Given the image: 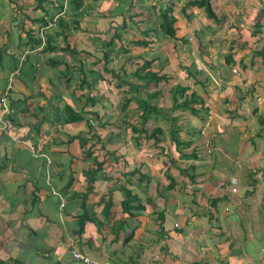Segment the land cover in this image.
Segmentation results:
<instances>
[{
  "label": "crops",
  "instance_id": "0c3cea01",
  "mask_svg": "<svg viewBox=\"0 0 264 264\" xmlns=\"http://www.w3.org/2000/svg\"><path fill=\"white\" fill-rule=\"evenodd\" d=\"M50 1L52 5L43 6L48 15L45 17L46 20L53 16L51 12H55L56 3ZM87 1L93 3L97 0ZM229 1L232 3L234 0ZM121 2L125 1H107L109 7L113 8L109 11L110 15L115 14L118 8L123 9V4L127 5V3L120 4ZM222 2L228 4L225 0ZM92 3L87 2L77 10L68 7L66 10L63 3V14L70 20H78L81 16L94 15L101 10H107L104 6L105 2L98 5ZM22 5L27 7L30 3L26 0L22 2L0 0V117L6 123L5 131H0V261L5 264H78L70 259L69 249L77 247L80 243L78 247L81 246L86 255L109 264H264V172L258 167L255 172H251L252 175L247 174L248 164L254 160L247 150L250 147L253 152L256 150L257 154L260 153V159L262 155L264 156V138L253 130L251 124H246L247 130L242 129L244 121L240 114H238L240 116L236 115L237 121H227L223 119L222 113L217 117L212 112L218 118L215 123L205 121L201 124L204 127L210 126V133L215 138L218 153L215 156L213 152L211 158L214 161L209 164H204L202 159L210 157V153L206 154L205 150L203 155L196 153V159L201 163L199 161L193 163L195 184H189L187 178L179 176L181 179L176 183L175 188L171 191L165 190L166 195H164L158 192L160 187L165 188L166 180L162 178L161 181V174L156 173V180L148 178L147 187L146 184L143 185L141 197L138 196L145 210L131 220L124 216L123 218L119 213L115 215L114 220L125 219L123 226L125 232L120 234V240L135 227L131 241L125 246L119 243L111 244L109 241L112 236L109 233H105L104 239L100 240L102 237L93 227H90L80 240L72 234L73 215L79 208V202L71 200V195L82 193L85 183L78 169L83 175V172L90 168L87 167L88 161L84 155L75 150L79 148L76 140L73 144L67 143L69 137L79 135V128L74 134L69 130L79 126L80 123L60 124L59 117L57 122H52L53 114L58 116L63 106L69 104L63 101L61 94L65 91L60 82H63L67 70L70 69L66 70L67 62H64L59 53L40 54L38 51L36 53L32 51L23 54L29 48L21 45L26 40V36L18 29L31 25L21 20L23 12L28 13L27 9L23 12L20 9L18 13L16 7ZM82 11L86 14L81 15ZM118 13L117 11L116 15ZM121 13L119 15H123ZM41 15L40 12L37 16ZM218 17L225 19L223 14ZM113 20L111 18L109 27L112 26ZM219 23L216 24L221 25ZM49 28H53L49 31L51 34L58 31L54 23ZM223 30L221 26L220 29L218 28V32ZM218 38L211 40L218 45L220 42L228 52L232 40L225 41L226 37H222V33ZM55 43L59 44V39ZM233 43V46L240 49L238 54L233 56L236 61V56L246 49L244 48L246 45L240 48V44L235 41ZM86 48L88 47L84 50H87ZM206 54H209V51ZM50 60L58 61L59 64L51 67ZM205 60L210 62L208 73L204 71L205 68L198 67V69L205 75L209 74L207 79L216 78L219 73H224L222 66L218 67L217 59L213 60L212 56H207ZM20 64H25L27 69L25 74L20 73ZM222 65L225 67L223 63ZM14 66L16 70L12 68ZM82 68L84 70V67ZM12 71H16V74L12 78L11 88L5 93L8 76ZM84 71L87 74L91 70ZM227 72L230 74L229 77L226 76L228 79L235 77V71L228 69ZM235 86L233 84L226 90L219 87L217 93L213 91L215 93L213 95L219 98L214 105L209 102L212 108L214 106L217 110V107L228 98L230 99L228 105L233 106L231 110H238L235 102H238L240 108L243 107L240 105L242 97L237 96L235 101L233 93ZM225 91L230 95L225 94L221 98ZM3 98L11 108V114H2ZM24 107L26 109L21 111ZM207 108L212 111L208 103ZM226 109L228 107H224V110ZM233 121L236 122L235 127H231ZM65 126L68 127L67 131L58 128ZM232 129L237 130L238 140L248 142L247 146L239 144L237 149H234L236 150L234 153L228 150L230 146L228 132ZM65 135H68L66 139ZM254 138L256 141L253 140ZM137 156L134 158L141 157L140 150ZM145 161V164H148L152 159ZM80 164L86 166L81 167ZM262 165L264 166V163ZM117 166V160L114 164L105 161L103 165L105 169L102 172L108 176V170H112L109 176L118 178V182L114 184L112 180L107 181L105 189L102 190L103 187L100 188L95 181L93 193L86 203L87 208L98 218L100 206L97 202L101 195L106 194L113 185L120 186V179L126 183L121 175L128 170H122L124 165L122 168H116ZM143 169L142 173L146 174V167L144 166ZM148 170L153 171V168ZM245 173L251 177V180L247 181L248 184L244 182ZM222 176L233 180L236 189L234 193H229L227 188H215ZM69 177H71L70 185L64 188ZM126 186L129 188L127 184ZM54 191L59 194L57 197L53 195ZM133 193L136 194L134 191ZM146 193H150V196L145 195ZM34 195L35 199H33ZM167 195L175 198L171 199ZM112 196L115 202L119 201L120 194L117 191H114ZM143 196L145 199L149 198L148 203H145ZM215 199L216 202L211 206V200ZM158 212L164 219L161 223L163 234L158 231ZM256 216H259L257 220H255ZM87 240L90 241V246L82 244Z\"/></svg>",
  "mask_w": 264,
  "mask_h": 264
},
{
  "label": "rangeland",
  "instance_id": "374dc122",
  "mask_svg": "<svg viewBox=\"0 0 264 264\" xmlns=\"http://www.w3.org/2000/svg\"><path fill=\"white\" fill-rule=\"evenodd\" d=\"M17 1L22 2L24 0ZM26 1H28L30 5H34V0ZM107 1L109 0H97L92 3L91 1L82 0V6L87 2L92 3V5H98L105 2L104 6L107 7V10H101L94 15L81 16L78 20H70L68 17L66 18V15L64 14L59 16L63 18V22L67 26L64 30L66 33L65 42H67L69 47H72L74 50H79L78 52L85 51L82 52V54L77 52L75 56L59 53L60 56L63 57L64 62H67V68L70 69L66 72L68 77L65 75L63 82H60L65 91L61 94L64 98L63 101L69 103L75 111L84 114L83 119H88V123L92 126V129L89 131L81 122H79V126L70 128L69 132L73 134L77 133V129L79 128V137L86 139V144L84 146L75 149L77 153H82V156L84 155L85 158L86 149L89 151L91 150L90 155L95 156L98 161H109L114 164L117 160L118 166L116 168H122L123 165L128 163L122 170L126 169L131 171L132 169L137 168L138 164H140L142 165L140 167V172L142 173L145 166L147 170L145 172L146 174H142L146 178H141L139 180V175L137 173L130 177L129 188L136 192L137 196L141 197V189L143 188V185L148 183L144 182L145 179L151 178L156 180L157 176L155 178V174L160 173L161 181L162 178H165L166 180L167 175H169L174 179L175 183H178L181 176L178 175V171L173 166L176 165L181 168H186L188 165H193V163L196 164L198 161L201 163L199 159L188 160L178 156V153L175 152L174 145L170 140V135L173 131L178 142L182 145L179 147V153L184 155L192 154V152H195V154L198 152L203 155L204 148L202 141L209 138L208 141L211 152L210 157L204 155V157H208L202 159L204 164L212 163L214 159L211 158V155H213L214 152V155L216 156L218 152L215 138H213V134L210 133V126L205 127L204 136H200L199 131L201 122H199V119L201 121L204 119L202 123L207 121L212 122L213 124L221 113L224 117L223 119H226L227 121H237V116L241 115V118L244 121L242 129L247 130L246 124H251L254 128L253 130L257 131L256 133L264 138L263 66L260 57L253 56V52L257 51V48L262 49L264 52V15L260 13L262 11L264 13V0H234L232 3H230L229 0H225L228 4H223L222 0H209L212 7H214L213 12L215 17L219 19L221 25H217L216 23L218 22L207 18L202 10L187 8L183 14L180 13V5L188 0H124L125 2H121L120 4L127 3V5L123 4V9H116L119 12L117 15L116 10L115 14L110 15L109 11H112L113 8L109 7ZM166 4H170L173 8L172 16L175 18L174 27L176 28L174 38H168L161 35L159 32L155 35L151 33L148 38L152 39L154 43L148 49L140 50V48L138 49L128 45L126 46V49L128 48L127 52H122L119 48L118 41L122 40L125 43H129L133 39H142L143 29H155L157 23L156 13L159 11V7H162L163 9ZM112 5L115 6V4ZM108 8H110V10H108ZM54 11L57 12L56 10ZM38 12L39 11H35L33 14H29L35 16L40 13ZM55 12H51V14L53 13L51 22H53V20L59 15ZM120 13L123 15H119ZM82 14L85 15L86 13L82 11L81 15ZM220 14L224 15V20H222L221 17H218ZM111 18L114 20L112 26L109 27L108 25L111 23ZM96 21H98L97 24ZM132 21H138L141 23L137 22L139 25H136V27L135 23H132ZM257 21L260 23L261 27L260 32L255 35L254 38L256 41H254V38L250 33L255 29L253 24ZM122 25L125 29H122ZM75 26L78 27L76 30ZM220 26L224 30L218 32ZM221 33L222 37H226L225 41L233 40L241 45L244 42V45H246V47H244L246 49L243 48L244 50L240 52V55L236 56L237 58L235 62L237 63L228 67L229 70L235 71L236 73L233 79H228L226 77H229L230 74L227 72V67L225 66V68L222 65L223 57L227 53L226 47L223 45L221 46L220 42L218 45L217 43L215 44V41L212 42L211 40V38L219 39L218 37H220ZM116 34L119 35V39L115 38L114 35ZM108 40H112V44L108 48L106 46L103 48L102 43L107 42ZM59 41L61 43V40ZM85 47H88L86 48L87 50H84ZM206 50L209 51L210 55L206 54ZM238 50L240 49L236 48L235 55L238 54ZM104 51H108L109 60L106 65L103 61H100L102 52ZM207 56H212L213 60H218V67L222 66L221 68L224 69L223 74L219 73L216 78L213 77V79H207L209 74L205 75L200 73L201 70L199 71L198 67L205 68L204 71H207L208 73V65L210 62L205 60V57ZM151 58L155 59V62H153L151 66L153 70L158 71L161 75H165L166 79L165 81L158 82L156 85L150 84L146 87V90L148 91L159 90L160 93L158 96L150 99L149 103L153 107L159 109L160 114H151L144 127L148 130L157 126L160 127L163 131V137L158 146L153 148H150L151 146L149 147L144 143L142 138L139 137L141 145L139 144L140 147L138 146L139 148L137 149L135 146L137 143L134 140V136L123 123V121L129 122L133 126L139 128V112L136 109V103L130 101L123 110H121V107L125 102V99L128 97L142 100L146 99L145 90L143 88H139L137 91L133 89L129 90L127 83L120 81L119 83L118 79L115 80L109 73L102 72L101 68L105 65V70L107 67L108 69H111L117 77L119 76L121 79L128 81V83L137 85L138 83L142 84V82L130 78L127 74L133 71L135 66L139 65L143 60H149ZM95 59L97 60L96 65L93 63L91 66V62ZM239 60H241V63H238ZM214 66H216V63H214ZM242 66H244V69ZM77 67H84V70L90 69L91 71L96 69L100 76H102V79H97L93 82L91 79L94 76H87L90 86H84L81 90L77 89L79 74H77V71L73 70ZM19 70L21 74H25L27 70L25 64H20ZM122 70L127 74L123 75L121 72ZM186 72L191 73L195 78H186ZM118 83L121 84L120 88H116ZM233 84L236 85V89L233 92L235 94V101H237V96L242 97L240 105L243 107L240 108L238 102H235L237 106L236 108L239 111L231 110V107L233 106L228 105L230 104L228 103L230 100L228 98V100L226 99L225 102L221 103V106L217 107V110L214 106L212 108L211 104L214 105L217 98H219L217 95H213L215 94L213 91L217 93V90L220 88L226 90L227 88H231ZM177 85H187L191 91L195 92L196 96L202 101V106H200V103H194L193 105L195 107L207 108L208 103V107H210L212 111L207 110L208 112L205 113V108H202L196 116H193L186 110H170L172 106V97L168 94V90L171 87H177ZM79 92L80 94L83 93V95H81L77 101L76 98L73 97H75L74 95H80ZM207 93L210 94L207 95ZM225 94L230 95V93L225 91L224 94L222 93L221 98H223ZM89 96H93L94 98L93 106L88 105V102V104L84 102L85 98ZM179 101L180 99H178V102ZM209 102H211V104ZM224 107H228V109L224 110ZM213 109L215 110L213 111ZM212 112H214L217 117H215ZM260 120L263 121L262 124L260 123ZM233 122L234 123L232 124L229 122L231 127L236 126V122ZM62 126L64 125H61V127ZM61 127L58 128L65 131L68 130V127L66 126L64 128ZM228 133L230 136V139L228 140V144H230L228 150H230V153H234L236 151L234 149H237L239 144L247 146L248 142L238 140L236 129H232V131H229ZM67 136L65 135L64 138L66 139ZM253 140L256 141V138ZM187 141H190L191 143L189 147L183 145ZM222 143L226 142L222 141ZM100 144L104 145L103 149L99 148ZM160 148L162 149L161 151L159 150ZM139 150L141 159L134 158L138 157L137 152ZM238 150H240V148ZM110 153H112V156H109ZM247 153L252 155L254 159L248 164L247 174L255 172L258 167H261L264 172V166L262 165L264 163V156L262 155L259 159L260 153L257 154L256 150L253 152L251 147L248 148ZM255 154H257L258 157H256ZM148 159H152V162L145 164V160ZM170 160L174 161L173 166L170 164ZM92 163L93 162L88 161L87 167L91 168ZM80 166L85 167L86 165L80 164ZM147 167L148 169L153 168V171H149ZM104 169L105 168L102 167L97 173V183L100 188L103 187L101 188L102 190L105 189L107 183V181L104 182L99 178ZM78 173L79 175L81 174V178L84 180L85 178L84 174L82 175V171L78 169ZM107 173L110 175L112 170H108ZM189 173L192 174L194 172L190 171ZM247 174H244V177H246L244 182L246 184H248L247 181L251 180V177ZM119 182L120 184L124 183L121 179ZM163 188L164 187H160V192L158 193L166 195ZM54 193L55 194L53 195L56 197L59 195L55 191ZM150 193H146L145 195L150 196ZM155 196L158 197L159 195ZM167 196L170 197L171 195ZM143 198L145 199L144 196ZM174 198L175 197H172L171 199ZM61 202H63V200ZM258 217L259 216H256L255 220H257Z\"/></svg>",
  "mask_w": 264,
  "mask_h": 264
},
{
  "label": "trees",
  "instance_id": "16d2710c",
  "mask_svg": "<svg viewBox=\"0 0 264 264\" xmlns=\"http://www.w3.org/2000/svg\"><path fill=\"white\" fill-rule=\"evenodd\" d=\"M53 1L57 3L54 10H56L57 14H59L53 20V22H51L52 16L48 18L47 20L45 19V17L48 15H47L46 10L43 9L44 5H47V4L52 5L50 0H34L33 6L29 5L27 7H24L22 5L20 7L19 6L16 7L18 10V13L20 9L22 10V12L24 9L25 10L27 9L28 13L26 14L23 12V16L21 17V20L28 22L31 25V27L29 26L27 28H24L22 26L21 29L20 28L18 29L19 31L21 30L22 32H24L26 36V40L22 44L21 43L20 44L22 46L26 45L29 48L28 51L30 50L31 52L33 51L32 53H36L37 51H34V50L40 46L41 40L43 38V46L38 51L40 54L64 53V54L75 56L78 51L74 50L72 47H69L68 43L65 42L66 33L64 32V30L67 26L63 22V18L59 16L63 15V2L65 3L66 10H67V7L70 9L77 10V9L82 8V0H53ZM187 8H190V9L194 8L196 10H202V12L207 18L212 19L215 22H219V19L215 17L213 8L209 0H188L180 5V13L183 14ZM172 10L173 8L171 7L170 4H166L163 7V9L162 7H159V11L156 13V20H157L156 28L155 29L153 28L144 29L142 32V35H143L142 39H133L129 43L128 42L125 43L124 41L119 40L118 43H119V48L121 49V51L124 53L127 52L128 48L126 49V46L128 45H130L131 47L138 48V49L139 48L148 49L150 45L154 43L152 39L148 38L151 33L155 35V34H158L159 32L163 36H166L168 38H174L176 28L174 27L175 18L172 16ZM35 11L41 12L42 15L39 17L37 15L31 16L29 14V13L33 14ZM262 15H264L263 12H262ZM137 22L138 21H132V23H135V26L136 25L138 26V23H141V22H138V23ZM53 23H54V26L58 29V31L55 32L54 34H51L49 32L51 28L49 27ZM253 27L255 29L250 33V35L254 38L255 35L260 32L261 25L257 21V22H254ZM77 28L78 27L75 26V30ZM124 28L125 27L123 26L122 29ZM114 36L116 39H119L118 34ZM57 39L61 40V43L59 44L55 43ZM254 40L256 39L254 38ZM233 42L234 41L232 40V42L230 43V47H228V52L223 57V64L226 67H230L232 65H235V63H237L235 62L233 58V56L236 53V47L233 46L234 44ZM20 44L18 46H20ZM111 44H112V40H108L107 42L102 43V47L104 48L106 46L108 48ZM243 46L244 44L242 45L240 44V48ZM82 52H85V51H82ZM82 52H78V53L82 54ZM253 56L260 57L261 64L263 66L262 73L264 75V55H263L262 49L260 50L258 49L257 51H254ZM108 60H109L108 51L102 52L100 61H103V63H105L106 65L108 63ZM153 62H155L154 58H151L149 60H143L139 65H136L134 70L131 71L129 74L125 73L124 70L121 71L123 75L127 74V76H129L130 78H134L136 81L142 82V84L138 83L137 85H134L133 83H128V81L121 79L119 76L117 77L116 75H114L112 70L108 69L107 67L105 70V67H104L105 65H103L101 68L102 72L109 73L110 76H112L115 80L118 79V82L120 81V82L127 83V85L129 86V90L133 89L137 91L139 88H143L145 90L144 92H145V96L147 97L146 99L142 100V99H135L133 97H130V98L128 97L125 99V102L122 104V107H121V110H123L130 101L136 103V109L139 112L138 114V120L140 122L139 128L136 126H133L129 122L123 121V123L125 126H127L129 132H131L132 135L134 136V140L137 143L135 144L137 148H139L141 145L140 138H142L144 143H146L149 147L151 146L150 148H153V147L158 146L159 142H161L162 137H163V131L160 129V127L157 126L150 130L144 127L146 122L149 120V117L151 114H158V115L160 114L159 109H157L156 107H153L149 103L150 99L156 98L158 96V94L160 93L159 90L148 91L146 90V87H148L150 84L156 85L158 82L165 81L166 79L165 75H161L159 74L158 71L153 70V68L151 67ZM93 63L96 65L97 60L95 59ZM238 63H241V60H239ZM57 64H59L58 61H52V60L49 61V65L51 67L52 65L55 66ZM12 68L16 70V66ZM65 68L66 70L68 69L67 65L65 66ZM242 68L244 69V66H242ZM73 70L77 71V74H79V77H78L79 81L77 83L76 88L80 90L84 86L86 87L90 86L87 76L90 77L93 75L94 77L91 79L93 82H95L97 79L98 80L102 79V76H100L97 70H93L94 72L89 71L87 73L89 75H87L84 72L83 68L81 67L74 68ZM185 77L192 78V79L195 78L194 76H192L191 73H187V72L185 74ZM119 83L116 85V88H120L121 84ZM168 94L172 97V106L170 108V110L172 111L177 110V109L186 110L191 115L196 116L197 113L202 108H205L204 112L207 113L208 109L206 107L197 108L193 105L194 103H200V106H202V101L196 96L194 91L190 90V88L187 85H183V86L177 85V87H171L168 90ZM81 95H83V93L77 96L74 95L75 96L74 98H76V100L78 101ZM178 99H180L179 102H178ZM84 102H86V104L89 103L88 105L93 106L94 105L93 96L86 97ZM9 109L11 108L9 107ZM25 109L26 108L24 107V109H22L21 111H24ZM83 116L84 114H82L81 112L75 111L69 104H65L62 108V112H60L58 116L53 114L52 122L54 123L57 122L58 117L60 118L59 119L60 124H72V123L81 122L90 131L92 129V126L88 123L89 122L88 119H85V120L83 119ZM202 121H204V119H202ZM202 121L199 119V122H201L200 125L202 124ZM262 122L263 121L260 120L261 124ZM202 126L203 125H201L200 128ZM263 130H264V127H263ZM173 133H171L170 135V140L173 143L175 152L178 153V156L184 159L186 158L188 160H195L196 159L195 152H192V154H189V155H184V154L179 153V150H180L179 147H181L182 145H180V142H178L176 135ZM74 140H77L76 142L78 143L77 144L78 147H82L86 144V139H82L81 137H79V135H74V136L69 137L67 143L73 144ZM183 145L189 147L191 143L190 141H187ZM99 148L103 149L104 145L100 144ZM159 150H162V149L160 148ZM90 154H91V150L89 151L88 149H86L85 158L87 161L93 162L92 163L93 166L92 168L83 172L84 178H85L84 191L80 194L71 195L72 196L71 200L73 201L77 200V202H79L78 203L79 208L76 211L75 215H73V222H72L73 230H71V232L73 235L77 237L78 240H80L81 236L85 234L90 227H93L98 232V235L102 237V239L100 240L104 239L105 233H109L112 236V238L109 241L111 244L119 243L120 245L125 246L129 241H131L135 227L130 229V232L126 234L125 236H123V238L120 240L119 239L120 234L121 233L124 234L125 232V227H123L125 224V219L119 218L118 220H114V217L116 214L119 213L120 215H122V217L124 216L128 220H131V219H134L138 214L142 213L145 210V206L144 204L141 203V200L139 199L137 194L133 193V190L129 189L126 186V184L128 186L130 185V177L136 173L139 175V180L141 178H146V177L140 172L141 165L139 164L137 168L132 169L131 171H128L127 173H122L121 176L125 179L126 183L121 184L120 186H112V188H110L106 192V194L101 195V197L99 198L97 202V204L100 206V210L98 213L99 218H100L99 219L97 216H95L94 213L90 211L89 208H87L86 203L89 200L88 198L93 193L94 183L95 181H97V173L101 170L105 162L103 160L98 161L95 156H91ZM109 156H112V153H110ZM170 164L173 166L174 161L170 160ZM125 166L126 164L124 165V167ZM173 167L178 171V175L184 178H187V181L189 182V184H195L196 175H194L193 173L192 174L189 173L190 171L194 172L195 170L194 165L190 164L186 168H181L176 165ZM99 178L102 181L112 180V183L114 184L115 182H118L117 181L118 178H113L109 175L107 176L105 172H102ZM166 178H167L166 179L167 184L164 190L171 191L175 188L176 183L171 176L167 175ZM145 180L148 182V179H145ZM70 181H71V177L68 178V181L64 185V188L69 187ZM146 187H147V184H146ZM143 190H145V188ZM114 191H117L120 194V199L117 202H115L112 196ZM33 199H35V195L33 196ZM144 201L145 203H148L149 198H146ZM215 202H216V199L211 200L210 205L212 206ZM157 217H158V231L161 234H163L161 223L163 222L164 219L161 216V213L159 212L157 213ZM89 243L90 241L87 240L85 241V243H82V244L90 246ZM79 245L81 244L79 243ZM79 245H77V247L74 246L75 249H77L78 252L82 253L83 255H86L85 251L81 249V246L78 247ZM69 250H71V247ZM86 256L90 257L89 255H86ZM69 257H70V254H69ZM73 262H76V261H73ZM76 263L81 264L79 262H76ZM0 264H5V263L0 261Z\"/></svg>",
  "mask_w": 264,
  "mask_h": 264
},
{
  "label": "built area",
  "instance_id": "2783aa9c",
  "mask_svg": "<svg viewBox=\"0 0 264 264\" xmlns=\"http://www.w3.org/2000/svg\"><path fill=\"white\" fill-rule=\"evenodd\" d=\"M42 38V37H41ZM43 46V38L41 40V43H40V46L37 47L34 51H39L41 49V47ZM31 51H24L23 54H27V53H30ZM16 74V71H12L9 76H8V81H7V84H6V87H5V93H7V91L11 88V81H12V78L13 76ZM1 107H2V114H11L12 113V110L9 109V107L7 106L6 104V101H5V98H3L1 100ZM2 117H0V131H5V128H6V123L4 122V120L1 119ZM204 129L205 127L203 126L200 131H199V134L200 136H203L204 134ZM202 145H203V148L205 150V153L206 154H209L211 149L209 147V142L208 140H204L202 141ZM233 180L232 179H229L228 177L226 176H222L220 178V182L217 183L215 185V188L216 189H222V188H227L228 192L229 193H234L236 191L235 187L233 186ZM70 254V257H71V260L72 261H76V262H79L81 264H109L107 262H99L97 260H94L86 255H83L82 253L78 252L77 249L75 248H72L69 252Z\"/></svg>",
  "mask_w": 264,
  "mask_h": 264
}]
</instances>
